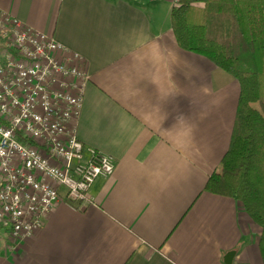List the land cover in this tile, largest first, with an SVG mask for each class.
<instances>
[{"label":"crops","instance_id":"1","mask_svg":"<svg viewBox=\"0 0 264 264\" xmlns=\"http://www.w3.org/2000/svg\"><path fill=\"white\" fill-rule=\"evenodd\" d=\"M176 1L0 0L82 56L90 81L77 136L85 159L92 148L115 162L87 201H59L28 239L0 230V264H227L231 251L232 264H264L244 205L205 191L230 145L240 84L180 47Z\"/></svg>","mask_w":264,"mask_h":264},{"label":"built area","instance_id":"2","mask_svg":"<svg viewBox=\"0 0 264 264\" xmlns=\"http://www.w3.org/2000/svg\"><path fill=\"white\" fill-rule=\"evenodd\" d=\"M89 81L81 55L0 9V230L14 241L42 228L64 198L87 201L93 183L115 172L109 155L89 148L85 159L77 136Z\"/></svg>","mask_w":264,"mask_h":264},{"label":"trees","instance_id":"3","mask_svg":"<svg viewBox=\"0 0 264 264\" xmlns=\"http://www.w3.org/2000/svg\"><path fill=\"white\" fill-rule=\"evenodd\" d=\"M171 26L180 47L210 58L240 84L230 145L205 191L244 205L262 229L264 263V0H177Z\"/></svg>","mask_w":264,"mask_h":264},{"label":"water","instance_id":"4","mask_svg":"<svg viewBox=\"0 0 264 264\" xmlns=\"http://www.w3.org/2000/svg\"><path fill=\"white\" fill-rule=\"evenodd\" d=\"M235 255H236V251H231L230 253H228V255L226 256L225 262L227 264H232Z\"/></svg>","mask_w":264,"mask_h":264},{"label":"rangeland","instance_id":"5","mask_svg":"<svg viewBox=\"0 0 264 264\" xmlns=\"http://www.w3.org/2000/svg\"><path fill=\"white\" fill-rule=\"evenodd\" d=\"M3 232V231H2Z\"/></svg>","mask_w":264,"mask_h":264}]
</instances>
